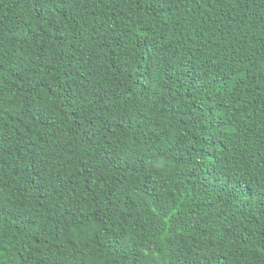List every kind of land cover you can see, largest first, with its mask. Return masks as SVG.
Returning a JSON list of instances; mask_svg holds the SVG:
<instances>
[{
	"label": "trees",
	"instance_id": "16d2710c",
	"mask_svg": "<svg viewBox=\"0 0 264 264\" xmlns=\"http://www.w3.org/2000/svg\"><path fill=\"white\" fill-rule=\"evenodd\" d=\"M0 264H264V0H0Z\"/></svg>",
	"mask_w": 264,
	"mask_h": 264
}]
</instances>
